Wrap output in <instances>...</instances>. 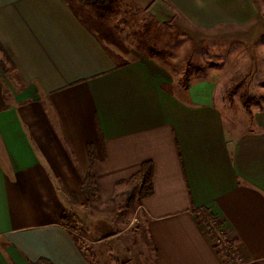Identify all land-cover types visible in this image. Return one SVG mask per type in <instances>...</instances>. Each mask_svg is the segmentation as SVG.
<instances>
[{
  "label": "crops",
  "instance_id": "crops-1",
  "mask_svg": "<svg viewBox=\"0 0 264 264\" xmlns=\"http://www.w3.org/2000/svg\"><path fill=\"white\" fill-rule=\"evenodd\" d=\"M175 14L191 31L264 39V0L149 8L158 22ZM85 24L69 0H0V44L23 87L10 94L0 72V264H92L63 214L89 215L88 174L107 203L149 161L153 193L140 209L151 264H232L200 215L221 222L243 263L264 264V103L248 127L232 126L216 79L182 86L153 63L122 58Z\"/></svg>",
  "mask_w": 264,
  "mask_h": 264
},
{
  "label": "rangeland",
  "instance_id": "rangeland-1",
  "mask_svg": "<svg viewBox=\"0 0 264 264\" xmlns=\"http://www.w3.org/2000/svg\"><path fill=\"white\" fill-rule=\"evenodd\" d=\"M69 1L85 19V25L122 58L153 63L182 86L200 79H216L218 104L232 126L248 127L252 112L262 108L263 38L254 45H244L234 43L225 34L191 31L189 23L179 14L167 18L165 23L158 22L149 15L155 0H114L106 15L110 23L92 24L98 17L91 5L81 0ZM100 31L106 36L99 35ZM11 70L9 59L0 52V72L10 94L23 89ZM245 101L250 104V112ZM140 187L139 181L129 183L124 197L107 203L94 195L88 201L89 215L83 222L79 220L80 225L69 222L94 264H122L128 258L133 264H151L154 248L140 209ZM205 220L209 232L218 238L217 250L228 260L221 247L226 238L212 220ZM126 250L129 255H124Z\"/></svg>",
  "mask_w": 264,
  "mask_h": 264
},
{
  "label": "trees",
  "instance_id": "trees-1",
  "mask_svg": "<svg viewBox=\"0 0 264 264\" xmlns=\"http://www.w3.org/2000/svg\"><path fill=\"white\" fill-rule=\"evenodd\" d=\"M83 3L86 4H90L92 9L95 11L96 16L98 17V19L100 20H104L106 18L107 12L109 11V9L111 10L112 6H113V2L111 0H81ZM0 52H2L4 55H6V51L4 50V48L2 47V45L0 44ZM7 56V55H6ZM8 58V57H7ZM9 59V58H8ZM245 103V107L247 109L248 112H250V104L249 102H244ZM89 151V156H90V161L91 163L94 162L95 160V155H94V150L93 148L90 146L88 148ZM153 175H154V164L152 162H145L142 164L140 170L138 171V173H136L128 182L129 183H134L136 181H140L141 187H140V196L141 197H146L149 195H152L153 193ZM84 190L86 191V193L88 194V198L90 200V198L94 195L98 194V189L93 181V176L91 174H88V176L86 177L85 181H84ZM212 220L216 226L217 229H219L222 233V224L220 221L216 220L213 216H208L207 218H201L200 215V223H204L206 224V220ZM76 222L77 224H81V222L72 214V213H64L62 216V224L64 226H66L71 232L72 229L69 227V222ZM208 225V224H207ZM74 233V232H73ZM212 234V233H211ZM224 237L226 238L225 234L223 233ZM216 244L218 242V238L216 237L215 234H212ZM227 240V238H226ZM228 241V240H227ZM76 242L80 248L81 251H83V247L80 245L79 240L76 238ZM228 243L231 245V243L228 241ZM232 247V245H231ZM233 250V247H232ZM234 251V250H233ZM219 253H221L222 251L218 250ZM224 252V250H223ZM236 255V253H234ZM88 256V255H87ZM225 256L228 258V260L233 263V257L231 253L226 252ZM88 258H90L88 256ZM117 264H121L120 262H116ZM35 264H53L52 262H50L49 260L46 259H40L37 263ZM92 264H94L92 262Z\"/></svg>",
  "mask_w": 264,
  "mask_h": 264
},
{
  "label": "built area",
  "instance_id": "built-area-1",
  "mask_svg": "<svg viewBox=\"0 0 264 264\" xmlns=\"http://www.w3.org/2000/svg\"><path fill=\"white\" fill-rule=\"evenodd\" d=\"M225 239V238H224ZM226 240V239H225ZM224 240V242H223V245H221V247L223 248V250L225 251V253L226 252H228V253H231L232 254V257H233V263L234 264H245V263H243L239 258H238V256L237 255H235L234 254V251L232 250V247H231V245L227 242V241H225Z\"/></svg>",
  "mask_w": 264,
  "mask_h": 264
}]
</instances>
